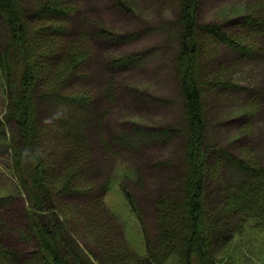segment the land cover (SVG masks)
I'll return each mask as SVG.
<instances>
[{
	"label": "trees",
	"instance_id": "obj_1",
	"mask_svg": "<svg viewBox=\"0 0 264 264\" xmlns=\"http://www.w3.org/2000/svg\"><path fill=\"white\" fill-rule=\"evenodd\" d=\"M109 1L129 10L125 0ZM75 2L0 0V17L7 35L0 44V90L9 102L7 117L0 119V154L8 148L12 151L10 169L16 187L27 197L29 231L23 229L19 236L36 242V250L22 257L0 239V264H69L68 258L73 264H94L77 250L76 238L91 241L98 253L95 257L98 264H254L255 259L264 263V165L248 150H242L245 157L236 158L224 148L206 144L208 129L203 97L217 89H249L234 84L230 68L225 65L215 66L202 80L204 75L199 74L202 48L197 40L199 0H175L178 30L175 69L187 127L185 169L172 180L171 188H174L154 201L155 234L143 220L131 192L120 185L130 212L139 222L144 254L135 252L123 237L119 238V224L105 202L106 196L94 194L97 189L90 179L92 151L83 127L94 98L91 90L80 84L87 79L90 37L129 42L134 36H117L100 27H94L90 37L83 32L69 36V23L65 19L74 13ZM23 6L30 8L27 15ZM27 17L35 23L34 47L28 40ZM235 27L237 31L233 34L216 22L202 29L212 35L209 50L213 49L218 56L225 47L235 53L239 59L237 65H241L260 52L264 0L250 4L237 18ZM53 39L61 42L57 44ZM38 43L44 47L39 52ZM138 59L139 55H127L111 64L132 65ZM40 62L50 66L37 72ZM257 96L246 102L245 109L257 112L260 102ZM261 96L264 106V90ZM40 100L55 106L54 115L42 121L51 124L46 131L51 150H45V155L48 159L55 158L54 164H45L42 153L40 140L45 129L37 115ZM8 119L15 123L12 140ZM154 134L158 138L171 131ZM212 154L232 163L236 176L232 185H225L218 192L217 198L223 194L221 200L209 209L207 177L215 182L221 180L216 163L215 170L208 169ZM68 196L87 201L73 204L65 199Z\"/></svg>",
	"mask_w": 264,
	"mask_h": 264
},
{
	"label": "rangeland",
	"instance_id": "obj_2",
	"mask_svg": "<svg viewBox=\"0 0 264 264\" xmlns=\"http://www.w3.org/2000/svg\"><path fill=\"white\" fill-rule=\"evenodd\" d=\"M255 1L199 0L197 40L202 48L199 66V74L204 75L202 80L213 72L215 66L225 65L230 68L233 83L249 89H217L203 97L207 146L224 148L236 158L245 157L242 150H248L264 165V106L261 96L264 90V36L259 38L258 55L237 65L239 59L231 50L222 47L218 56L213 49L209 50L212 35L202 29L204 25L216 22L224 31L236 33L237 18ZM124 3L129 10L109 0H76L73 3L74 13L65 20L69 23L71 37L79 32L90 37L95 31L91 27L102 26L117 36H134L129 42L90 37L91 52L85 68L87 79L80 85L91 90L94 98L83 127V134L88 138L92 151L90 179L97 189L94 194L106 196L105 202L119 224V238L123 237L135 252L143 255L141 228L124 200L120 185L123 184L131 192L143 220L155 234L154 201L174 188H171L172 180L185 169L183 152L187 127L182 115L183 99L175 69L178 53L175 0H125ZM23 7L27 15L30 8ZM25 23L30 32L29 44L34 47L37 38L35 23L29 17ZM6 37L5 26L0 20V44ZM53 40L57 44L61 42L60 39ZM38 45L40 48L37 51H42L43 45ZM133 54L139 55V59L127 68L111 64L120 57ZM49 66L40 62L36 71H44ZM256 95L260 100L257 112L256 109H245L246 102ZM8 106L9 102L0 90V119L7 117ZM54 109L53 103L40 100L37 115L41 122L52 117ZM42 124L45 135L40 141L44 162L54 164L56 159H48L45 155V150H51L46 135L51 124ZM160 131H171V134L153 137ZM8 132L12 140L15 135L13 125L8 124ZM11 153L8 148L0 154V199L3 200L0 204V239L11 250L28 257L36 250V242L22 240L19 236L21 230L29 231L27 227L30 223L26 217L27 197L16 187L10 169ZM215 163L216 170L220 169L221 180L215 182L207 177L206 204L209 209L221 200L223 194L217 198L218 192L225 185H232L236 176L232 163L226 158L212 154L208 160L210 171L215 170ZM65 199L73 204L87 201L74 196ZM75 241L77 250L87 260L98 264L95 259L98 253L91 241L86 238H76ZM68 262L73 264L70 258ZM256 263L264 264L260 261Z\"/></svg>",
	"mask_w": 264,
	"mask_h": 264
},
{
	"label": "bare ground",
	"instance_id": "obj_3",
	"mask_svg": "<svg viewBox=\"0 0 264 264\" xmlns=\"http://www.w3.org/2000/svg\"><path fill=\"white\" fill-rule=\"evenodd\" d=\"M0 20H1V22H2V24L4 25V23H3V20H2V18L0 17ZM100 28H104V29H107V30H109L108 28H105V27H100ZM92 29L94 30V27H92ZM111 33H113L111 30H109ZM129 66H131V64L130 65H125V66H118V67H122V68H127V67H129ZM8 124L9 125H13V127L15 128V123L13 122V121H10L9 119H8Z\"/></svg>",
	"mask_w": 264,
	"mask_h": 264
}]
</instances>
